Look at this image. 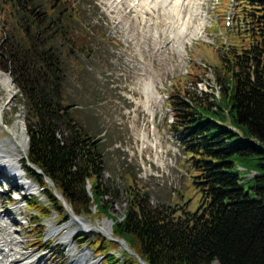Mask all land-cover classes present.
I'll use <instances>...</instances> for the list:
<instances>
[{
  "label": "trees",
  "instance_id": "16d2710c",
  "mask_svg": "<svg viewBox=\"0 0 264 264\" xmlns=\"http://www.w3.org/2000/svg\"><path fill=\"white\" fill-rule=\"evenodd\" d=\"M235 2L234 34L216 51L219 99L198 94L195 75L194 89L178 81L167 101L169 131L200 192L197 209L176 216V207H153L132 181L119 221L111 216L117 193L102 179L100 140L78 121L64 93L66 68L58 44L61 40L72 53L85 50L72 39V22L85 26V6L73 0H0V70L10 74L26 109L22 164L45 200L29 199L35 213L31 227L53 213L68 219L57 192L76 215L112 219L113 237L145 264H264V0ZM103 239L94 250L106 264H117L111 249L104 251ZM89 242L84 234L78 238L80 245Z\"/></svg>",
  "mask_w": 264,
  "mask_h": 264
},
{
  "label": "rangeland",
  "instance_id": "374dc122",
  "mask_svg": "<svg viewBox=\"0 0 264 264\" xmlns=\"http://www.w3.org/2000/svg\"><path fill=\"white\" fill-rule=\"evenodd\" d=\"M73 1L77 6L83 7L88 4L86 10H83L82 22L85 26L72 22V39L79 46L85 45L86 50L83 55L69 52L66 44L59 40L58 48L66 68L64 92L66 101L77 106L75 114L78 121L89 133L101 140L105 158L103 180L117 193L112 203L111 216L118 220L122 219L126 204L125 189L132 181L133 185L148 195L151 206L177 207L176 216L182 215L183 210L194 212L200 201V192L192 180L194 173L188 159L184 161L181 150L168 132L165 105L161 106L163 109L161 113L155 108L153 100L149 101L148 110L151 113L155 110L154 116H151L143 106L145 96L142 89L145 83L149 82L155 95L162 93L168 90L171 82L183 83L182 80H188L190 71L192 74L195 73L192 63L195 62L200 67L209 63L212 68L218 63L215 51L220 46L219 40L222 39L228 44L227 34L233 35L231 26L228 29L221 27L229 0H219L217 9L216 6L211 9L213 5L209 0H198L202 2V9L196 17L205 16L203 18L205 28L200 34L196 32L193 37L176 36L177 42L169 35V18L155 11L150 16L142 14L141 11L132 12L130 9H124L130 14L117 23L112 18L114 13H110L109 6L107 7L103 0ZM106 2L114 5V0ZM188 4L189 1L187 4L181 3L182 13L191 7ZM159 21L162 23L156 26L155 23ZM211 21L215 22H212L209 28ZM194 22L193 18L192 23ZM193 24H187L188 30L189 27L193 29ZM116 25L120 29L116 28ZM186 71L188 77L184 78ZM200 73L198 71V74ZM12 88L13 95L4 106L0 123V145H5L2 148H9L14 144L12 137L7 135L5 126L11 129L13 125L18 124L27 139L26 109L13 83ZM2 91L0 85V104L4 103L7 96ZM199 91L209 93L203 85L198 88ZM142 131L149 135V139L155 136L159 143L162 153L156 154L157 164L153 158L154 150L139 149L137 138ZM150 134L154 135L151 137ZM8 137L12 141L11 145L8 143ZM23 156L24 153H21L19 160ZM158 165L162 167L160 171L157 170ZM6 172L7 170L0 169V194H3L0 211L8 213L10 218L16 221L11 229L15 230L14 237L20 243L17 249H11L10 255L18 254L13 257L24 259L21 250L30 257L28 261L35 260L32 264H70L71 261L72 263L77 261L79 264L84 262L104 264L100 251L94 250L95 241L98 246L103 239L99 232L93 230L84 233L91 243L79 246L76 239L82 234V229L73 224L71 218L61 223L54 213L39 226L31 227L34 211L27 208L29 196H20L16 201L20 192L25 194L26 191L19 190L17 194L16 187L13 188L16 191L12 190V186L20 182L10 180L8 183L4 179ZM26 177L30 178L29 175ZM30 181L36 189V180L30 178ZM35 189L29 192L38 195L39 191L36 192ZM4 191L7 192L2 193ZM110 198L111 194L108 195V199ZM80 218L92 227L100 226V231L103 226L108 231L113 222L90 216ZM51 231L60 233L51 234ZM107 231L102 232L107 234ZM41 235L43 242L39 240ZM66 237L69 245L64 242ZM103 241L104 251L111 249V253L118 259L117 264H124L127 260L133 261V257L127 255L119 243L107 239Z\"/></svg>",
  "mask_w": 264,
  "mask_h": 264
},
{
  "label": "bare ground",
  "instance_id": "6f19581e",
  "mask_svg": "<svg viewBox=\"0 0 264 264\" xmlns=\"http://www.w3.org/2000/svg\"><path fill=\"white\" fill-rule=\"evenodd\" d=\"M189 1V4L191 5V7L185 12L182 13L181 12V3L187 4ZM200 1V0H199ZM135 2H137L136 6H134ZM103 3L109 8H110V13H114V16L112 17L113 19H115V21H117V23H120V21L127 15L130 14V12H125L124 9H130V11L135 12V11H141L142 14H148V15H152L155 12L161 14V15H165L167 16V18H169L170 21V37L171 38H177L176 36H179L180 38H184L186 36L188 37H193V35H195V33L197 32V34L201 33V30L204 27V20L202 18H204L203 15H201L199 18H197L196 16L201 13V5L202 2H198V0H114V5L111 3L106 2V0H103ZM125 4H127L126 6H124ZM188 4V5H189ZM187 7V6H186ZM194 18L195 22L194 24L192 23V19ZM162 23V21L155 23L156 26L157 24ZM188 25L193 24V29L191 30V28L189 27L190 30H188ZM119 28V26L116 25V28ZM179 42V41H178ZM0 85L3 88V91L6 93V99L2 102L3 104H0V123H1V119H2V114L4 111V106L7 105V101L12 97L13 95V88H12V84L10 82L9 76L5 75L3 73L0 72ZM203 85L205 86V88L212 89L213 84L211 82H203V83H199L198 86L200 88V86ZM2 90V89H1ZM2 91V92H3ZM142 92L145 96L144 98V102H143V106H145V109L148 113L149 110L147 108L149 101L153 100V104L154 102L159 100V96L156 94H154V91L152 89V87L150 86L149 82L145 83ZM217 91H213V94L215 96H217ZM4 94V93H3ZM3 100V96L2 99ZM10 127V126H9ZM5 131L7 133V135L12 137L13 140V146L9 147V148H2L5 147V145H0V168L1 169H5L7 170V172L11 173V176L16 178V179H22L23 178V173L20 172V168L18 167V163H19V156L21 153H25L26 149H27V139L26 136H24L25 134H23L22 130L19 128L18 124L15 126L13 125V127L10 129L8 128V126H5ZM154 134H150V136L152 137ZM139 139L138 141L140 142V150H155L156 154H160L162 151L158 146V142L155 139V136H153L152 138L149 139V135L145 134L143 131L138 135ZM8 143H12V141L10 140V138L8 137ZM5 144V143H4ZM19 148V149H17ZM21 151V152H20ZM156 154L154 156V160L157 161V157ZM14 156V157H13ZM5 172V171H4ZM31 183V182H30ZM25 184H27V182H23V183H15L12 186V190H14L13 188L16 187V190L19 189H24L25 191H32L35 189L34 184H29L27 187H25ZM7 191H4L2 193H6ZM3 194H0V205H1V196ZM1 208V206H0ZM10 218L9 214L6 212H1L0 211V264H32L35 262V260H31L28 261V259H30V257L28 256V254L23 253L21 250V254H24L22 257H24V259L20 258L17 259L16 257H13L15 255L18 254H9L11 253V249H17L18 245L20 244L18 240H16V237H14L15 234V230H12V225L13 223L16 221L14 219ZM14 220V221H13ZM71 222L75 225H77L80 229H84L86 231H93V230H99L98 228L92 227L89 225V223H87L86 221H84L83 219L76 217V216H72L71 217ZM111 222V221H110ZM102 225V224H101ZM87 226L89 228H87ZM104 227V226H103ZM101 227L102 231H107V229H105V227L103 228ZM12 230V231H11ZM100 231V230H99ZM101 231V232H102ZM58 234L60 233V231H51V234ZM106 233H110V228ZM65 243L67 245H69V240L68 237H66L64 239ZM21 249V247H20ZM15 251V250H14ZM13 251V252H14ZM27 256V257H26ZM29 257V258H28ZM32 257V255H31ZM73 261L70 262V264H79L77 263V261H74V263H72ZM81 264H94L92 262H84Z\"/></svg>",
  "mask_w": 264,
  "mask_h": 264
},
{
  "label": "water",
  "instance_id": "95a60500",
  "mask_svg": "<svg viewBox=\"0 0 264 264\" xmlns=\"http://www.w3.org/2000/svg\"><path fill=\"white\" fill-rule=\"evenodd\" d=\"M50 184H51V182H49ZM132 255H135L134 253H131ZM141 263H143L142 261H141Z\"/></svg>",
  "mask_w": 264,
  "mask_h": 264
}]
</instances>
